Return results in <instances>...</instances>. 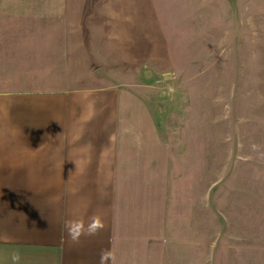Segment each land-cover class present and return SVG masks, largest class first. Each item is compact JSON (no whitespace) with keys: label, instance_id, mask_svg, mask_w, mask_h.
<instances>
[{"label":"crops","instance_id":"0c3cea01","mask_svg":"<svg viewBox=\"0 0 264 264\" xmlns=\"http://www.w3.org/2000/svg\"><path fill=\"white\" fill-rule=\"evenodd\" d=\"M146 1L0 0V264L157 263Z\"/></svg>","mask_w":264,"mask_h":264},{"label":"rangeland","instance_id":"374dc122","mask_svg":"<svg viewBox=\"0 0 264 264\" xmlns=\"http://www.w3.org/2000/svg\"><path fill=\"white\" fill-rule=\"evenodd\" d=\"M145 3L133 18L168 55L145 82L161 144L157 263L264 264V0Z\"/></svg>","mask_w":264,"mask_h":264}]
</instances>
